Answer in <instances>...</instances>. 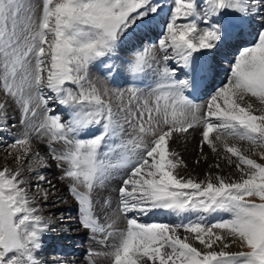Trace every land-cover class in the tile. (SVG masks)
I'll use <instances>...</instances> for the list:
<instances>
[{"label": "snow or ice", "instance_id": "snow-or-ice-1", "mask_svg": "<svg viewBox=\"0 0 264 264\" xmlns=\"http://www.w3.org/2000/svg\"><path fill=\"white\" fill-rule=\"evenodd\" d=\"M164 8L161 0H0V135L17 127L9 109L23 129L8 146L15 167H0V264H48L40 253L51 222L38 198L49 202L40 174L49 160L79 225L108 249L90 250L89 264L93 256L108 264H264V0H172L161 19ZM158 24L157 43L141 48ZM125 47L132 55L121 70L111 61ZM230 49L227 81L197 104ZM94 67L102 80L90 78ZM150 72L154 85L137 87ZM124 73L131 86H106ZM197 129L201 150L227 160L238 178L178 174L183 161L171 144ZM34 138L47 156L34 151ZM230 139L250 143L259 160ZM116 175L117 206L101 223L93 194ZM157 212L188 222H140ZM219 214L227 218L208 223ZM121 217L126 225L117 228Z\"/></svg>", "mask_w": 264, "mask_h": 264}, {"label": "bare ground", "instance_id": "bare-ground-1", "mask_svg": "<svg viewBox=\"0 0 264 264\" xmlns=\"http://www.w3.org/2000/svg\"><path fill=\"white\" fill-rule=\"evenodd\" d=\"M167 8L168 6L165 5L164 11L160 13L161 19L165 18V12L167 11ZM162 26L163 25L158 24L157 32L151 33L146 39H143L140 41L141 48H143L144 46H151L150 44L151 42L159 39V36L162 35V33L159 32V28ZM247 40L252 41L253 37L248 36ZM229 53L234 55L235 49H230L226 52V54H229ZM131 55H132V52L129 51L127 47H125V50L121 51V53H118L119 58L115 59L114 61H111V63H114L116 67L118 68V65H117L118 62L123 61V60L127 61ZM220 57L222 58L224 57V55H221ZM233 58L234 56L232 57V59ZM157 59L158 60L161 59L160 54H157ZM172 64H175V61H173ZM226 68L227 67H225L223 69L225 71H222V72H219L220 70L216 69L214 77L210 78L208 81V87L199 95H203V96L208 95L209 92L213 89V87H216L219 84H221L219 82L221 81L224 82L226 80V77H228L226 76V71H227ZM153 69L154 70L156 69V64H153ZM91 70L98 71L97 68L95 67L92 68ZM91 76H92L91 79H93L94 81L97 80L98 78L102 80L104 76L102 68L99 70V72H92ZM119 77L120 79H118L117 77L115 83H113L111 81V78H109V80L106 81V86L109 89L118 90V91H123L129 86H131L132 82L130 80L126 82V78H127L126 73L122 74ZM177 78L178 79L181 78V74L179 73V71H177ZM154 80H155L154 74L150 72L146 76H144L141 80H138L135 83L137 87L147 90L149 87L154 85ZM123 84H126L125 85L126 87L124 86L125 88L124 87L120 88V86ZM59 111L62 115L65 116V118H67V112L65 110L61 109ZM8 116L11 122L13 124H16L17 127L11 133L0 136V167L7 165L9 167L14 168L15 160L13 156L9 155L10 149L3 150L4 147L2 146V144L8 143L10 140H12V137L17 136L19 132L23 131V129L18 125V120H19L18 112L14 113L11 109H9ZM198 135H200V132L197 129L196 131L190 130L187 135L177 136L176 139L172 142L171 148L175 150L181 156V159L183 161V163L177 169V172L180 176L193 178L192 176L194 174V176L196 177L193 179L204 180L206 178L205 174L211 172L210 165H211L212 160H214L215 157L213 158L209 155H206L207 154L206 147H205L206 145L203 146V149L201 150V145L199 144L200 139ZM32 146H33L34 151L38 150L41 155L47 156V153L45 152H48V150L45 147L44 143L41 142L39 139L34 138L32 141ZM199 151L202 152V154H204V157L202 156L204 160H202L203 158L199 156ZM50 161L51 160H49L48 162L49 163L48 169L43 170L40 173L46 177V181L42 185V187L49 191V202L43 203L42 198H38V203L40 204V207L42 210L41 214L51 222V228L45 237V243L47 239L52 235L53 236L59 235L60 237L62 236L61 237L62 240L60 243H62L63 240H66L64 237H67L68 240L70 238L69 241L73 242L74 246H72V248H70V250H68L66 254H70V255L76 254V256L79 255L80 258L79 259H77V257L71 258L70 255L65 256L64 258L63 256L59 255L55 258L53 257L50 261H48V264H89V251L90 250L104 252V251H107L108 249L105 248L103 245L98 244L97 240L92 238V234L88 230L83 229L79 225V221L77 219L78 217L77 204L68 194L66 190V184L59 179V177L61 176V172L58 174L54 172L55 169L57 168L55 165V162L54 161L50 162ZM197 161H199V163H197ZM24 166L25 168H27V164H25ZM58 171H60V169H58ZM31 179L35 180L36 177L32 176ZM48 181H50L51 184L54 185L55 187L49 188ZM120 182H121L120 176L116 175L107 181L104 190L102 191L97 190L93 194V200L96 203L97 215L99 216L101 223L107 222L105 217L110 216L112 213V210L117 206V196H118L117 189H118ZM35 193H36V187L33 184L31 186L30 195L35 194ZM108 200L111 201V207H107L106 205V201ZM225 216H226L225 214H219L214 217H210L208 220V223H212L215 220L222 219ZM189 219H191V217ZM140 222L142 223H166L169 225H176L180 223H186L188 221L183 218H178L174 215L166 214L163 212H157L147 217H141ZM125 225H126V220L123 217H121L119 221L117 222L116 227L123 228L125 227ZM180 235L184 236V235H187V233H185L184 230L181 229ZM97 238L101 239L102 237L99 236L98 234ZM60 243L58 245H60ZM108 243L111 244L113 243V241L109 240ZM75 245H76V248H75ZM232 250L235 251V245L233 246ZM91 259H94L96 261V264H108L107 259H105L102 256L100 257L93 256L91 257ZM55 260H57L58 263L52 262ZM64 261H68V262H64Z\"/></svg>", "mask_w": 264, "mask_h": 264}, {"label": "rangeland", "instance_id": "rangeland-1", "mask_svg": "<svg viewBox=\"0 0 264 264\" xmlns=\"http://www.w3.org/2000/svg\"><path fill=\"white\" fill-rule=\"evenodd\" d=\"M164 5H166V6H168V5H170L171 3H172V0H163V1H161ZM32 3L33 4H39L40 3V0H32ZM169 9L167 8V11H168ZM165 12V17L169 14V11L168 12ZM203 26V25H202ZM157 41L158 40H156V41H153V42H151L150 44L151 45H154V44H156L157 43ZM118 53H121V51L120 52H118ZM118 53H117V56H118ZM226 54V53H225ZM226 56H227V59H225L224 57H220L219 58V60H220V62H219V64L217 65V67H216V69L218 70H220L219 72H222V71H225V70H223L225 67H227L226 68V76H228V74H229V69H230V60L232 59V57L234 56V55H232V54H226ZM120 60V59H119ZM123 62H126L125 60H123ZM116 64H117V62H116ZM118 68L119 67H121L122 69H123V64H122V61H119L118 62ZM120 65V66H119ZM229 68V69H228ZM92 72H99V70L98 71H92L91 70V74H92ZM216 72V71H215ZM219 74H221V73H219ZM90 78H92V76H90ZM118 79H120V77H118ZM122 79V78H121ZM227 81V77H226V80L224 81V82H226ZM224 82H219V83H221V84H219L218 86H216V87H213V89L209 92V94L208 95H204L202 98H200L199 99V101H198V103L197 104H199V105H206V103H207V100L210 98V96L215 92V90L217 89V88H219V87H221L222 85H223V83ZM126 84H123V85H121L120 86V88H122V87H124ZM126 87V86H125ZM124 87V88H125ZM216 88V89H215ZM259 105L258 104H256L255 105V107H257V108H259L258 107ZM13 124V123H12ZM1 136V135H0ZM199 136V139H201V137H200V135H198ZM13 142V140H10L8 143H4V144H2V146L4 147L3 148V150H6V149H9V145L11 144ZM229 143L231 144V143H235V144H237L240 148H241V150L242 151H245V154H247V155H250L252 158H254V159H258L259 160V157L258 156H255V155H253V153H252V148H253V146L250 144V143H248V142H245V141H240V140H232V139H230L229 140ZM199 144H200V141H199ZM206 147V155H209V156H211V157H215L214 158V160H212V162H211V165H210V173L213 175V176H215L217 173H219V174H221V175H223V176H225L226 178H232V179H235V178H238L239 177V173L235 170V168L233 167V166H230L229 164H228V162H227V160H221V159H219L218 157H216L217 155L215 154V153H213L212 151H211V149H209L207 146H205ZM257 151H260V149H257ZM45 153H47V152H45ZM216 155V156H215ZM199 156L201 157V158H203L204 157V154H202V152H200L199 151ZM203 156V157H202ZM179 157L181 158V156L179 155ZM197 160V159H196ZM202 160H204V158L202 159ZM50 162H52V161H50ZM261 162H264V161H261ZM219 164L220 165V167L219 168H217V167H215V165L216 164ZM224 164V165H223ZM54 172H56V174H58V173H60V171H58V169L56 168L55 169V171ZM207 174H209V173H207ZM196 175V174H195ZM193 178H195L196 176H194V174H193V176H192ZM205 177H206V174H205ZM226 215V214H225ZM225 218H227V216H225ZM124 224V223H123ZM122 224V225H123ZM62 237V236H61ZM61 237L59 236V235H52V236H50L48 239H47V241H46V243H45V247L46 248H44V250L43 251H41V253H40V259H42V260H44V261H50L53 257L55 258V257H57V256H59V255H61V256H63L64 258H65V256H68V255H70V254H66V252L68 251V250H70V248H72V246H74V244H73V242H70L69 240H70V238H69V240L67 239V237H64L66 240H63V242L62 243H60L61 242ZM57 241V242H56ZM60 243V245H58ZM50 247H52V248H50ZM56 247H58V248H56ZM75 248H76V245H75ZM54 249V250H53ZM55 249H57V250H55ZM235 250H238V248H237V246H235ZM71 256V258H75V257H77V259H79L80 257H79V255H77L76 256V254H72V255H70ZM70 258V259H71ZM52 262H55V263H58L57 262V260H55V261H52ZM64 262H68V261H64ZM72 262H74V261H72Z\"/></svg>", "mask_w": 264, "mask_h": 264}]
</instances>
